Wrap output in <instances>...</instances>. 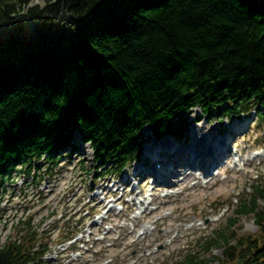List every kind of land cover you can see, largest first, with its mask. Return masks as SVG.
I'll list each match as a JSON object with an SVG mask.
<instances>
[{"label": "trees", "instance_id": "trees-1", "mask_svg": "<svg viewBox=\"0 0 264 264\" xmlns=\"http://www.w3.org/2000/svg\"><path fill=\"white\" fill-rule=\"evenodd\" d=\"M43 1L0 0V204L9 182L36 183L66 155L85 175L119 173L139 157L146 125L183 137L193 107H255L264 123V0ZM263 196L264 180L237 209L257 233L240 234L232 218L205 240L224 264H264ZM34 219L11 220L0 264L46 262L51 235ZM214 262L187 253L171 264Z\"/></svg>", "mask_w": 264, "mask_h": 264}, {"label": "rangeland", "instance_id": "rangeland-1", "mask_svg": "<svg viewBox=\"0 0 264 264\" xmlns=\"http://www.w3.org/2000/svg\"><path fill=\"white\" fill-rule=\"evenodd\" d=\"M36 3L44 5L43 0H31L30 4ZM189 119L193 135L191 133L185 141L176 143L179 151L190 149L192 146L193 150L201 152L204 142L213 145L218 140L230 137L228 152H224L223 156L227 163L223 164V168L218 172L214 171L209 175L203 168L204 164H201V168L198 166L194 171L196 177L184 180L177 193L163 196L168 192L163 186L157 194L151 195L150 189L155 185L152 180L156 176H150L148 179L147 174L155 172L156 161L165 166L166 162L172 159L164 154H157L156 151L157 146L166 144L170 139L165 137L157 141L150 133L146 134L150 136L144 145L148 149L141 159L117 179L108 177L93 184L92 180L78 169L75 160L68 164L64 158L60 165L55 167V174L50 180L46 178L42 182L40 192L22 180L9 183L0 209V243L5 241L10 231L11 220L27 212L33 213L36 221L51 216L54 212L55 215L52 214L51 219L46 222L50 224V231L54 226L57 227L54 231L56 234L59 227L64 226L68 220H78L86 208L85 201L92 198L97 205L95 214L89 221H100L110 213L109 219L101 224L97 222L93 226H86L83 234L79 235V248L82 247L83 250L69 249L58 253V249L62 247L56 248L49 256L55 259L53 264H101L107 263L115 256L116 260L121 261L122 257L118 253L122 250L129 252L127 257L132 256L129 264H170L183 258L189 250L199 251L200 255L214 259L215 264H218L221 247L213 245L203 249L199 245L204 238L213 236L214 230L227 226L228 218L235 214L237 201L249 196L248 187L255 173L264 175V128L258 126L253 115L219 120L202 116L197 108L189 113ZM171 139L176 141L173 137ZM234 151L236 154H233ZM256 151L260 154H256ZM86 152L89 164V149ZM150 152L157 154L159 160L148 159ZM173 159L175 161V157ZM139 166L146 168V171H137ZM137 172L138 175L133 176ZM127 173L130 176H127ZM179 178L180 176L174 179ZM194 182L196 184H192ZM93 187L94 189H91ZM132 188L134 192H130ZM141 189L143 193H140ZM260 203L264 205V198ZM223 206L227 212L217 216L218 210ZM106 208H109L108 212L105 211ZM143 208L144 213L139 216L135 214ZM236 219L237 225H241L243 231L254 232L257 228L250 215L241 214ZM97 226L102 229L95 234L97 243L92 248L90 245L83 246V238L86 236L84 239L88 240L90 237L87 234ZM149 226L152 228L148 232L138 234L140 228ZM109 264H115L114 260Z\"/></svg>", "mask_w": 264, "mask_h": 264}, {"label": "bare ground", "instance_id": "bare-ground-1", "mask_svg": "<svg viewBox=\"0 0 264 264\" xmlns=\"http://www.w3.org/2000/svg\"><path fill=\"white\" fill-rule=\"evenodd\" d=\"M205 144H207V143L204 142V144H203V146H202V149H201L202 154H201V152H199V151H196V150L193 151V147H192V149H191V151H190V153H192V161L190 162V164H189V166H188L189 169H193L197 164L200 163L201 156H202V155L205 153V151H206ZM224 144H225V141H222V142L216 144V145H215V148H216L215 150H218V148H220V147L223 146ZM169 145H170V144H169ZM210 147H211V146H210ZM164 148L166 149L167 147L164 146ZM161 149H162V148H161ZM193 157H194V158H193ZM157 163H160V162H157ZM172 163H173V162H172ZM172 163H170L169 167L171 166ZM140 171H141V170H140ZM169 173H170V174H173V173H174V168H173L172 166L169 168ZM189 175H192V173H190Z\"/></svg>", "mask_w": 264, "mask_h": 264}]
</instances>
